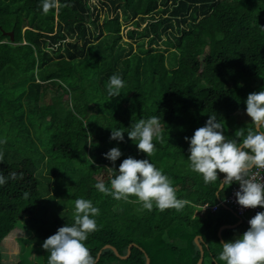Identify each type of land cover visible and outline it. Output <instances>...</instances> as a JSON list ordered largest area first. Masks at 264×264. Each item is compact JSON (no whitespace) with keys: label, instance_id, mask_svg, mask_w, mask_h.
<instances>
[{"label":"trees","instance_id":"obj_1","mask_svg":"<svg viewBox=\"0 0 264 264\" xmlns=\"http://www.w3.org/2000/svg\"><path fill=\"white\" fill-rule=\"evenodd\" d=\"M113 74L124 84L110 97ZM258 88H264V0H57L46 13L39 0H0V172L17 173L0 186V264H47L42 243L74 222L80 197L100 209L85 242L95 264L147 258L198 264L196 236L204 261L208 254L213 264L224 263L217 258L221 244L248 224L225 228L220 237L238 218L224 207L196 211L225 199L238 183L219 196L220 181L204 184L188 167L185 137L213 112L223 125L250 123L240 114ZM49 96L50 104L41 103ZM153 115L161 138L147 157L126 132ZM247 127L236 131L246 134ZM111 128L125 132L122 142L110 140ZM113 147L122 152L114 164L104 157ZM128 156L148 158L189 203L180 211L146 210L134 198L115 200L96 190L99 169L118 170ZM17 232L24 247L9 257L5 243ZM130 244L136 246L129 251ZM106 245L129 255L118 257Z\"/></svg>","mask_w":264,"mask_h":264},{"label":"clouds","instance_id":"obj_2","mask_svg":"<svg viewBox=\"0 0 264 264\" xmlns=\"http://www.w3.org/2000/svg\"><path fill=\"white\" fill-rule=\"evenodd\" d=\"M56 3L57 0H39L44 13L55 7ZM123 84L120 75H111L106 85L108 95L115 97L121 94ZM244 103L245 113L251 121L247 133L240 128L235 132V138H228L223 131L224 125L213 112L190 138L185 137L189 144L187 162L189 169L197 173L206 185L220 181L218 187L222 190L225 185L238 183L239 189L234 195L240 207L255 209L259 206L264 209V177L257 178L253 171L264 169V88L249 93ZM128 129L127 136L138 152L151 156L155 148L154 138H161L159 116L138 119ZM124 133L120 128H111L110 140L122 142ZM89 137L92 139L91 135ZM121 156L119 147H113L104 154L105 159L113 164ZM106 172L108 186L104 179H100L94 188L115 200L134 198V202L146 210H152L155 206L160 210L172 208L180 211L189 203L177 198L169 177L148 158L128 156L122 160L118 170L106 168ZM218 173L225 175L218 180ZM16 177L15 172L8 176L0 172V186ZM224 208L236 216L232 209ZM99 213L100 209L90 199H75L74 222L59 227L42 243V248L47 252V264H95L85 242L97 229L96 217ZM248 225L240 236L221 244L219 259L224 264H264V211L257 212L248 220Z\"/></svg>","mask_w":264,"mask_h":264},{"label":"rangeland","instance_id":"obj_3","mask_svg":"<svg viewBox=\"0 0 264 264\" xmlns=\"http://www.w3.org/2000/svg\"><path fill=\"white\" fill-rule=\"evenodd\" d=\"M91 2L92 3H96V4H98V2H99V0H91ZM104 17V13L101 15V19ZM125 30H124V34H125ZM125 40H126V37H125ZM161 47H164L163 45L161 46ZM205 49H207V45H206V47H204ZM259 89V91L262 89V88H258ZM62 90L59 92V93H56V96H60L61 94H62ZM63 99L64 100H68V96L67 95H65L64 97H63ZM41 103H44V104H50L51 103V101H50V96L47 98V99H44ZM241 116V118H243L244 120L247 118V115H246V113H241L240 114ZM251 122V121H250ZM246 124H248V123H244L243 125H240V126H244V125H246ZM239 125H237L236 126V122L235 121H232L231 123H229V124H225L224 125V134L226 135V136H228L229 134L230 135H232V136H234L235 135V132H236V127H240ZM251 126V125H250ZM250 127H247V130L249 129ZM97 167H99V165L97 166ZM94 178H97L98 179V181L100 180V179H104V181H105V183L107 182V180H108V177H107V173H106V171L105 170H103V169H99V172L95 175V177ZM226 190L228 191V190H230L229 189V186H227V188H226ZM206 205V204H205ZM262 211H264V209L262 210ZM198 214H195V215H198V216H202V215H206L207 213H209L207 210H202V211H196ZM236 217H237V215H236ZM253 216H250V218H252ZM238 218V223L239 222H241V224L242 223H245L244 221H242L241 220V218H239V217H237ZM237 223V224H238ZM240 224V225H241ZM246 224V223H245ZM239 226V225H238ZM237 226V227H238ZM249 226V225H248ZM236 228V227H235ZM247 226H245L242 230H243V232L244 231H246L247 230ZM219 233H220V230H219ZM242 234V233H241ZM240 234V232H238L237 234H236V237L235 238H237L238 236H240L241 235ZM20 235V233L19 232H17L16 234H13L12 236H11V238H9L8 239V241L5 243V249H4V252H5V255H7V256H9V257H14V256H16L17 255V253L18 252H20V248H22V246L24 247V245H23V243L21 242V241H15V239H16V237H18ZM196 238V237H195ZM235 238H233V239H235ZM17 240V239H16ZM225 241H227V240H225ZM224 241V242H225ZM196 243V242H195ZM108 246H110V247H108ZM132 246H136L135 244H130L129 245V251L131 250V247ZM214 247V250L215 251H217L216 250V248H215V246H213ZM108 248H111V249H113L114 251H115V253H116V255L118 256V257H121V258H127L128 257V255H129V253L127 254V256H125V257H123V256H120L119 255V253H118V251H117V249L116 248H114L113 246H111V245H106L105 247H104V249H108ZM6 249H7V251H6ZM22 250H26V249H22ZM27 250H29L30 251V247H29V249L27 248ZM220 251L221 250H219V253H218V251H217V258H219V254H220ZM31 253H32V256L33 257H36V256H38L37 255V252H35V250L32 252L31 251ZM16 254V255H15ZM100 254V253H99ZM20 255V254H19ZM18 255V256H19ZM208 254H206V256H205V261H204V264H213L212 262H211V258L209 257V256H207ZM203 258H204V256H203ZM6 261V260H5ZM202 261V262H203ZM15 262H17V260H16V258L11 262V263H15ZM223 262V261H222ZM222 264H224V263H222Z\"/></svg>","mask_w":264,"mask_h":264},{"label":"built area","instance_id":"obj_4","mask_svg":"<svg viewBox=\"0 0 264 264\" xmlns=\"http://www.w3.org/2000/svg\"><path fill=\"white\" fill-rule=\"evenodd\" d=\"M253 171L257 174V178L264 177V169L253 170ZM238 189H239V185L233 186V188L231 189V192L229 193L228 196H226L225 199L219 200L218 203L211 205V206L206 204V205L202 206L201 211L207 210V211H210L211 213H215L221 207H229L230 209H232L235 212L237 217L241 218L242 221H244L245 223L248 224V220L251 219L250 216H254L257 212H260L263 209L260 208L259 206L255 209H244V208L240 207L237 204L236 198L234 195ZM205 207H207V208H205Z\"/></svg>","mask_w":264,"mask_h":264},{"label":"water","instance_id":"obj_5","mask_svg":"<svg viewBox=\"0 0 264 264\" xmlns=\"http://www.w3.org/2000/svg\"><path fill=\"white\" fill-rule=\"evenodd\" d=\"M7 35H10L11 36V39H13V32H9V33H6ZM241 224V222H239L238 224H236V225H233V226H224V227H222L221 229H220V232L223 230V229H225V228H235V227H237L238 225H240ZM219 235H220V237H221V234L219 233ZM195 242H196V244H197V246L200 248V251H201V257H200V259H199V262H198V264H202V261H203V256H204V251H203V247H202V237H200V236H196V238H195ZM108 247H110V246H108ZM99 257H100V254H99ZM99 257L97 258V260L96 261H98L99 260ZM146 264H150V259L149 258H147V263Z\"/></svg>","mask_w":264,"mask_h":264},{"label":"crops","instance_id":"obj_6","mask_svg":"<svg viewBox=\"0 0 264 264\" xmlns=\"http://www.w3.org/2000/svg\"><path fill=\"white\" fill-rule=\"evenodd\" d=\"M221 190L218 191L217 195L219 196V193H220Z\"/></svg>","mask_w":264,"mask_h":264}]
</instances>
